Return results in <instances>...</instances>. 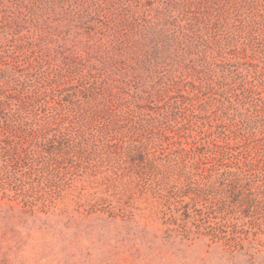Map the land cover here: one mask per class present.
Here are the masks:
<instances>
[{
  "label": "rangeland",
  "instance_id": "1",
  "mask_svg": "<svg viewBox=\"0 0 264 264\" xmlns=\"http://www.w3.org/2000/svg\"><path fill=\"white\" fill-rule=\"evenodd\" d=\"M0 264H264V0H0Z\"/></svg>",
  "mask_w": 264,
  "mask_h": 264
}]
</instances>
